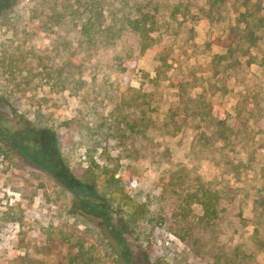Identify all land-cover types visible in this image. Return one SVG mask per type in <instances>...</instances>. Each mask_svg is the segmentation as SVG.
Returning a JSON list of instances; mask_svg holds the SVG:
<instances>
[{"label":"rangeland","instance_id":"obj_1","mask_svg":"<svg viewBox=\"0 0 264 264\" xmlns=\"http://www.w3.org/2000/svg\"><path fill=\"white\" fill-rule=\"evenodd\" d=\"M87 1L0 3V264H61L81 242L99 264H128L119 239L133 264H231L238 250L249 256L234 264H264V70L216 58L237 12L258 2L264 16V0H99L107 27L137 9L157 20L156 57L138 58L124 78L115 58L136 34L82 39L66 16ZM173 75H186L181 101L201 115L177 107ZM220 113L238 132L230 140L204 132ZM113 172L129 199L107 186ZM168 174L175 191L159 185ZM198 181L220 193V218L204 223L193 204L188 228L177 192Z\"/></svg>","mask_w":264,"mask_h":264},{"label":"trees","instance_id":"obj_2","mask_svg":"<svg viewBox=\"0 0 264 264\" xmlns=\"http://www.w3.org/2000/svg\"><path fill=\"white\" fill-rule=\"evenodd\" d=\"M5 1L6 0H0V3H5ZM79 1V3H81V0ZM257 5L258 2L249 4L247 1L244 10H239L237 12L235 23L232 24L228 30V35L225 40V50L216 56V58H219L221 61H226L228 68L239 69L244 62L246 64H251L252 60H254V62L264 70V16L260 15L256 10V7L257 9L259 8ZM135 12V14L124 12L117 30L111 25L108 27L104 25V10L99 4V0L87 1L83 9L79 6H74L66 18L70 19L75 27L79 26L77 32L80 33L82 39L85 38L89 43L97 41L110 42L116 35L117 37H121L124 33L127 35L129 30L136 34V36H133V42L127 45L129 50H125V53L122 51V54L124 53V56L125 54L126 56L115 58V60L117 59L116 66L119 76L124 78L133 75L135 68L134 64L138 58L142 56L150 58L156 57V38L152 34L157 29L155 15L141 9H137ZM56 15L58 17L61 16L60 12H57ZM254 48L260 49V52L255 54V56L251 52ZM243 57H246L247 60H244ZM71 69L70 66L69 70ZM219 71L220 70L217 72L218 74H220ZM176 77L177 76L173 75L172 80L177 81L175 85L179 90L178 94L180 96V101L176 103L177 107L181 106L182 103L185 111H192L196 115H201L200 106L190 105L187 100L185 102L181 101L184 94L187 92L186 84L188 80L186 75L177 78L178 80ZM216 82H218V80H216ZM221 88L227 91V82L222 84ZM191 97V94H189L188 99L193 101L194 98ZM245 105V102L241 99L236 104L235 108L238 116L243 117V115H245V111L247 110ZM262 117L264 118V111ZM211 118L213 119L209 124L211 128H205L204 132L210 133L212 138L216 139V141L230 140L233 136H237V130L227 122L225 114L220 113ZM174 176L175 174L163 176L160 178L159 185L162 186L164 190H167L169 187V189L175 191L174 180L176 178ZM92 183H97V179H93ZM107 183V186L112 191L118 192L119 194L121 193L124 198L126 197L129 199L127 192L128 188L123 184L121 178L115 177V172L108 178ZM177 193L179 198L175 204V212L177 216L180 215L182 217L181 221L186 227L189 228L192 223L190 213H192L193 204H199L203 208V214L200 216L201 221H204L206 224H217L220 218V193L216 189L210 187L207 182L198 181L196 187L188 188L184 192L179 190ZM144 213V207L141 205L137 206L131 214L130 220L127 221L128 225L130 226V224L132 225L140 221ZM117 247L118 250L116 251L118 255L124 256L128 264H133L131 262L129 263L130 256L125 241L119 239ZM93 250L92 248H85L82 242L78 246L73 244L69 246L63 254L64 260L61 261V264H99L100 258L97 257V254H94ZM239 253H242L241 250H238L237 255H239ZM237 255L230 261L231 264H234V261L238 263V258L244 259L249 256L244 252L239 257ZM19 261L21 262L20 264H60L53 260L37 259L28 255L20 256Z\"/></svg>","mask_w":264,"mask_h":264}]
</instances>
